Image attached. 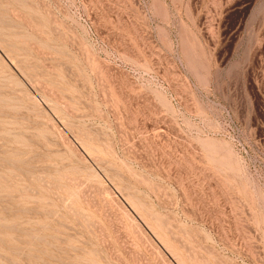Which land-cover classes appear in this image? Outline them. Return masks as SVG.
<instances>
[{"label":"rangeland","instance_id":"rangeland-1","mask_svg":"<svg viewBox=\"0 0 264 264\" xmlns=\"http://www.w3.org/2000/svg\"><path fill=\"white\" fill-rule=\"evenodd\" d=\"M0 39V264H264V0H0Z\"/></svg>","mask_w":264,"mask_h":264},{"label":"bare ground","instance_id":"bare-ground-1","mask_svg":"<svg viewBox=\"0 0 264 264\" xmlns=\"http://www.w3.org/2000/svg\"><path fill=\"white\" fill-rule=\"evenodd\" d=\"M1 40V39H0ZM1 45V44H0ZM15 59V62L17 61V59L16 58H14ZM13 60V59H12ZM20 66V65H19Z\"/></svg>","mask_w":264,"mask_h":264}]
</instances>
